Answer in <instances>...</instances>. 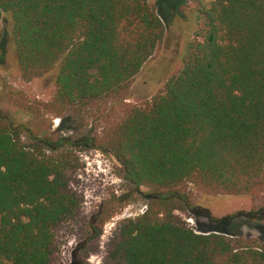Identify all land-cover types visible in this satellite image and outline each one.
I'll return each instance as SVG.
<instances>
[{
	"label": "trees",
	"instance_id": "1",
	"mask_svg": "<svg viewBox=\"0 0 264 264\" xmlns=\"http://www.w3.org/2000/svg\"><path fill=\"white\" fill-rule=\"evenodd\" d=\"M189 2L201 21L179 73L145 106L122 105L86 142L111 154L135 191L147 189L145 211L118 225L102 264H264L259 240L195 232L179 214L189 210L179 193L187 185L225 197L264 193V0ZM157 5L0 0V22L11 16L22 80L59 67L45 110L83 126L127 91L162 42ZM2 40L0 31V50ZM76 146L39 140L0 113V264H56V236L81 213L65 149ZM96 251H79V263Z\"/></svg>",
	"mask_w": 264,
	"mask_h": 264
},
{
	"label": "rangeland",
	"instance_id": "2",
	"mask_svg": "<svg viewBox=\"0 0 264 264\" xmlns=\"http://www.w3.org/2000/svg\"><path fill=\"white\" fill-rule=\"evenodd\" d=\"M156 10L165 27L162 42L127 91L95 111L80 126L70 117H59L45 110L52 101L58 66L45 76L26 82L17 70L14 46L9 38L10 19L3 17L0 50V113L7 114L15 125H24L37 139L76 141V147L65 148L72 153L75 173L72 188L82 199L80 217L63 226L57 236L56 264H80L82 249L96 248L86 264H102L105 245L118 225L135 219L146 209L147 189L137 192L124 177L115 158L86 143L101 136L108 123L120 116L125 104L142 107L158 95L169 78L179 73L183 58L198 29L201 16L192 10L189 0H167ZM10 37L11 33H10ZM25 142L29 143L25 138ZM186 197L189 210L179 213L195 232L216 229L226 235L259 240L264 246V193L258 198L225 197L210 194L192 185L179 190ZM208 214V215H206ZM237 217L231 223L226 218Z\"/></svg>",
	"mask_w": 264,
	"mask_h": 264
}]
</instances>
